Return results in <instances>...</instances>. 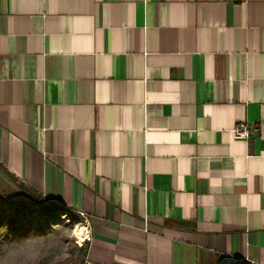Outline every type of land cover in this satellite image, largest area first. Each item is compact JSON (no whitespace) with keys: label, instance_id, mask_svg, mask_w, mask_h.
I'll return each instance as SVG.
<instances>
[{"label":"crops","instance_id":"1","mask_svg":"<svg viewBox=\"0 0 264 264\" xmlns=\"http://www.w3.org/2000/svg\"><path fill=\"white\" fill-rule=\"evenodd\" d=\"M0 173L86 264H264V0H0Z\"/></svg>","mask_w":264,"mask_h":264},{"label":"rangeland","instance_id":"2","mask_svg":"<svg viewBox=\"0 0 264 264\" xmlns=\"http://www.w3.org/2000/svg\"><path fill=\"white\" fill-rule=\"evenodd\" d=\"M25 192L10 177L0 173V197L27 198ZM83 217L68 213L49 223L45 235L22 241L19 244H3L0 247V264H86L87 246L77 244L76 228H84ZM84 238L85 240V231ZM83 246V249H81ZM229 264H246L232 262Z\"/></svg>","mask_w":264,"mask_h":264},{"label":"trees","instance_id":"3","mask_svg":"<svg viewBox=\"0 0 264 264\" xmlns=\"http://www.w3.org/2000/svg\"><path fill=\"white\" fill-rule=\"evenodd\" d=\"M19 188L30 195L15 199L0 197V247L43 236L50 221L70 213L29 189Z\"/></svg>","mask_w":264,"mask_h":264},{"label":"built area","instance_id":"4","mask_svg":"<svg viewBox=\"0 0 264 264\" xmlns=\"http://www.w3.org/2000/svg\"><path fill=\"white\" fill-rule=\"evenodd\" d=\"M234 135L238 138V139H244V140H248L251 137V134L249 133L247 127L242 126L241 128L235 129L234 131ZM78 215L81 217H85L83 213L78 212Z\"/></svg>","mask_w":264,"mask_h":264},{"label":"bare ground","instance_id":"5","mask_svg":"<svg viewBox=\"0 0 264 264\" xmlns=\"http://www.w3.org/2000/svg\"><path fill=\"white\" fill-rule=\"evenodd\" d=\"M84 229L83 228H76L74 231V238L77 242L78 245H80L81 243L84 242L83 238H84Z\"/></svg>","mask_w":264,"mask_h":264}]
</instances>
